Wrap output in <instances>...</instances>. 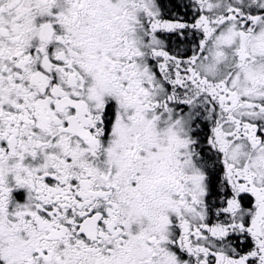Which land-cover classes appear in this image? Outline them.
I'll return each mask as SVG.
<instances>
[{"label":"snow or ice","instance_id":"6c2138e0","mask_svg":"<svg viewBox=\"0 0 264 264\" xmlns=\"http://www.w3.org/2000/svg\"><path fill=\"white\" fill-rule=\"evenodd\" d=\"M0 264H264V0H0Z\"/></svg>","mask_w":264,"mask_h":264}]
</instances>
